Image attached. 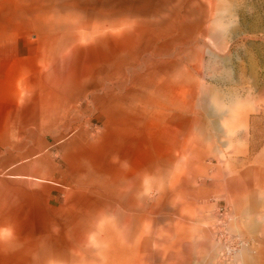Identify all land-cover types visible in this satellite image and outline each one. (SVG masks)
Wrapping results in <instances>:
<instances>
[{
  "label": "rangeland",
  "instance_id": "obj_1",
  "mask_svg": "<svg viewBox=\"0 0 264 264\" xmlns=\"http://www.w3.org/2000/svg\"><path fill=\"white\" fill-rule=\"evenodd\" d=\"M0 100L76 181L0 264H264V0H0Z\"/></svg>",
  "mask_w": 264,
  "mask_h": 264
},
{
  "label": "crops",
  "instance_id": "obj_2",
  "mask_svg": "<svg viewBox=\"0 0 264 264\" xmlns=\"http://www.w3.org/2000/svg\"><path fill=\"white\" fill-rule=\"evenodd\" d=\"M0 100V228L14 227L20 216L57 208L75 186L67 166L60 165L74 140L58 143L42 137L41 113L34 120ZM40 208V210H43Z\"/></svg>",
  "mask_w": 264,
  "mask_h": 264
}]
</instances>
